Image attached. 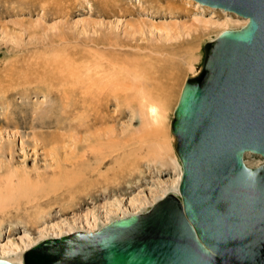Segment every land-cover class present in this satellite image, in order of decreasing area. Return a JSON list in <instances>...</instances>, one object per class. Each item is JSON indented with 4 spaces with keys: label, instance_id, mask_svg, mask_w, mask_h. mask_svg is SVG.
<instances>
[{
    "label": "rangeland",
    "instance_id": "rangeland-1",
    "mask_svg": "<svg viewBox=\"0 0 264 264\" xmlns=\"http://www.w3.org/2000/svg\"><path fill=\"white\" fill-rule=\"evenodd\" d=\"M226 13L193 0H0L1 258L23 264L25 250L44 238L96 230L179 196L172 144L167 155L148 140L140 153L132 145L102 160L97 149L85 156L104 129L131 141L138 135V99L129 102L139 89L160 106L173 141V109L201 67L204 44L247 22ZM92 81L95 91L106 85L110 100L100 110L106 122L84 127L91 112L71 102L82 101ZM245 161L255 166L264 156Z\"/></svg>",
    "mask_w": 264,
    "mask_h": 264
},
{
    "label": "water",
    "instance_id": "water-1",
    "mask_svg": "<svg viewBox=\"0 0 264 264\" xmlns=\"http://www.w3.org/2000/svg\"><path fill=\"white\" fill-rule=\"evenodd\" d=\"M247 17L204 44L170 129L179 196L102 227L47 237L24 264H264V0H197ZM0 264H16L0 257Z\"/></svg>",
    "mask_w": 264,
    "mask_h": 264
},
{
    "label": "bare ground",
    "instance_id": "bare-ground-1",
    "mask_svg": "<svg viewBox=\"0 0 264 264\" xmlns=\"http://www.w3.org/2000/svg\"><path fill=\"white\" fill-rule=\"evenodd\" d=\"M186 1H189V0H186ZM193 1L196 2L197 4L206 5L207 7H210V8L219 9L221 12H223L226 15H227L226 11H230V10H226V9H223V8H220V7H214V6H210L208 4H203V3H200L197 0H193ZM168 8H173V6L170 4V6H168ZM243 18H244V21L245 22L248 20L247 17H243ZM226 19H227V21L230 20L229 17L226 18ZM210 22L211 21H209V20L208 21H203V25L204 24L208 25L207 23H210ZM203 57H204V55H203ZM79 82L81 83V82H83V80H79ZM94 85H96L94 83V81H92V82L89 83V85H88L89 88L86 89V95H84V96L81 97L82 101H80V102H75V101L74 102H71V104L74 105V107H78L79 108V111H80V108H82L83 111L88 112V110H89V112H91L90 114L87 113V114H85L82 117L83 118V122L81 123V125L84 126V127L86 125H96L97 123L99 124V123H105L106 122V120L103 118V116L100 115V110L102 108V104H105V103H107L108 100H110V98L108 97V94L109 93L107 92L106 88H104L106 86L105 84H104L103 87H101V89L99 91H95L94 89H96V88H94V89L92 88ZM75 91H76V89H75ZM79 91H80V89H79ZM77 92H78V90H77ZM63 93H64V91H63ZM67 95L68 94H66L65 97L64 96L63 97L66 100L67 99L70 100V97L67 96ZM132 97H133V99L129 103H133V102H135L134 99H138V107H139V111H140L139 112L140 122H139V126H138L137 131L139 132L138 135L140 134L139 137L136 134L135 135V138H133L132 141L129 140L128 137L126 138V135H124V136H122L120 138L117 137V133H116V135L114 137H112L111 133L108 134L109 131H106L107 129H104V131L101 134L100 133H97L98 135L95 136L96 138L93 137V138L96 139V142H95V144H93V146L90 144L91 146L89 147V153L85 156V159L88 160L95 153H97L96 152V149L98 150V157L97 158H99L100 160H102L106 156H109L108 154H110L111 152H114V151H122V153H123V152H126V150H127V152H128V150L130 149L129 146H132V145H134V147H132L131 149L132 150L134 149L135 152L140 153L143 150L142 148L144 147V143H147V141L150 140V142H152V143L159 142V143H161V145L164 144L165 148H163V149H166V147L168 148V149L164 150L165 151L164 154L166 152H169L170 151L169 150V145L171 146V144H172L173 145V148H174V151H175V153L177 155V158H178V160L180 162L179 156H178V154H177V152L175 150V147H174L175 135H174V133H172V131L170 129L171 135L173 137V141H172L171 136L168 135L167 132L165 131L166 128H164L163 119H162V117H164V116H163V112L161 111L160 106H158V105H156V104H154L152 102V98H151V96L147 92L144 91L143 94H142V90H140V89L138 91L137 97L136 98H134V96H132ZM127 98H128V96H127ZM68 100H67V102H68ZM75 109L77 110V108H75ZM83 111H82V113L81 112H79V113L80 114H83ZM75 114H76V112H75ZM89 121H93V122L92 123H89ZM77 125L79 127H81L80 124H77ZM96 132H97V127H96ZM105 132H107V134ZM131 137H133V136H131ZM155 143H154V145H155ZM87 146H89V144ZM159 147L162 148V146H159ZM154 148H155V151H158V150H156V148H157L156 146ZM93 149H94V151H91ZM157 149H159V151L161 150L160 148H157ZM149 151L151 152V149ZM255 153L256 152H253V151H246L244 153V156H243L244 157V161H245V156L246 155H248V154H255ZM126 155L127 154L124 153L121 156V158H124ZM166 155H167V153H166ZM155 156H157V154ZM93 157L95 158V156H93ZM117 157H120V155H118ZM97 162H99V161H97ZM245 163L247 164V161H245ZM180 166H181V162H180ZM181 170H182V166H181ZM180 176H181V174H180ZM177 192L179 193V190ZM134 200H136V198L135 199H132V201L130 200L131 201L130 203H133ZM55 237H57V236H55ZM22 244H23V247L24 246L26 247L27 245L30 244V241L28 239L27 240H24V241H22ZM2 248H5L6 249L7 247H2ZM12 249L14 250V248H12Z\"/></svg>",
    "mask_w": 264,
    "mask_h": 264
}]
</instances>
